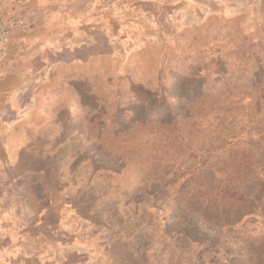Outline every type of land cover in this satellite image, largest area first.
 I'll return each instance as SVG.
<instances>
[{
  "label": "rangeland",
  "instance_id": "rangeland-1",
  "mask_svg": "<svg viewBox=\"0 0 264 264\" xmlns=\"http://www.w3.org/2000/svg\"><path fill=\"white\" fill-rule=\"evenodd\" d=\"M4 8L28 18L14 32L47 44V64L72 57L78 69V108L57 110L76 120L68 155L28 157L63 173L0 167V180L32 176L63 194L39 212L52 228L32 227L16 263L264 264V0ZM62 38L77 47L58 58Z\"/></svg>",
  "mask_w": 264,
  "mask_h": 264
},
{
  "label": "crops",
  "instance_id": "crops-1",
  "mask_svg": "<svg viewBox=\"0 0 264 264\" xmlns=\"http://www.w3.org/2000/svg\"><path fill=\"white\" fill-rule=\"evenodd\" d=\"M69 41L71 43L60 39L58 58L67 53L74 54L77 46ZM46 45L44 42L31 44L30 40L22 39L15 32L8 43L6 64L0 68V161L4 162L0 167H3V172L12 167L19 171L21 168L28 174L47 169L63 173V169H57L55 164L39 168L32 164L33 161L31 164L28 161L29 157L54 162L68 155L62 151L64 143L70 141L64 137V132L76 120L72 116H57V110H70L71 114L79 103L73 79L78 76V69L74 68L73 58L52 67L46 63L51 55ZM41 61L43 66L37 64ZM23 181L27 182L10 181L8 178L0 180V264H21L16 261H22L23 256L18 254L23 255L27 251L24 238L30 236L29 230L32 227L47 228V214L43 217L39 212L47 211L46 205L64 203L61 191L55 200L56 191H46L47 184L36 177L27 176ZM33 183L44 189L42 195L31 194ZM11 187L20 190V196L10 197ZM55 216L58 218L56 221H62L60 214ZM49 224L52 228V223Z\"/></svg>",
  "mask_w": 264,
  "mask_h": 264
},
{
  "label": "built area",
  "instance_id": "built-area-1",
  "mask_svg": "<svg viewBox=\"0 0 264 264\" xmlns=\"http://www.w3.org/2000/svg\"><path fill=\"white\" fill-rule=\"evenodd\" d=\"M28 25V18L18 15L13 9H0V68L6 64V52L12 33Z\"/></svg>",
  "mask_w": 264,
  "mask_h": 264
}]
</instances>
